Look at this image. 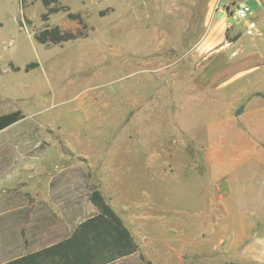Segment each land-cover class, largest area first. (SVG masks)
<instances>
[{"label":"rangeland","instance_id":"374dc122","mask_svg":"<svg viewBox=\"0 0 264 264\" xmlns=\"http://www.w3.org/2000/svg\"><path fill=\"white\" fill-rule=\"evenodd\" d=\"M49 1L67 10L0 0V115H23L0 131V181L101 190L150 264H264V110L243 125L238 84L202 80L208 0ZM52 27L84 35L38 43Z\"/></svg>","mask_w":264,"mask_h":264},{"label":"crops","instance_id":"0c3cea01","mask_svg":"<svg viewBox=\"0 0 264 264\" xmlns=\"http://www.w3.org/2000/svg\"><path fill=\"white\" fill-rule=\"evenodd\" d=\"M242 4L251 9V36L247 22H228ZM205 20L210 26L199 50L214 58L202 80L221 91L238 84L232 108L243 125L259 124L249 117L264 110V0H208ZM83 184H70L63 171L35 172L25 189L16 177L0 181V264H149L148 248L122 214L127 206L98 190L129 237L90 202Z\"/></svg>","mask_w":264,"mask_h":264},{"label":"trees","instance_id":"16d2710c","mask_svg":"<svg viewBox=\"0 0 264 264\" xmlns=\"http://www.w3.org/2000/svg\"><path fill=\"white\" fill-rule=\"evenodd\" d=\"M43 6L46 7L47 11L43 15V18L46 19L47 15L49 14H55L61 10L66 11L67 9L65 7L61 8H50V1L49 0H40ZM68 17L70 18H79V15H71L68 14ZM84 34H72V33H64L62 32L58 27H52L50 29H44L41 31L38 35L35 36V39L40 44H47L48 42L52 44H59L62 42H66L68 40H73L78 37L83 36ZM237 112H241V108L238 109ZM23 118L22 112L20 110L12 111L9 113L1 114L0 115V131L8 128L12 124L18 122ZM90 202L97 207L101 214L108 219H110L118 228L123 230L125 235L128 236V231L123 227L122 222L120 218L116 215V213L113 211V209L110 207V205L106 202V200L103 198L101 193L98 190H92L90 194ZM129 237V236H128ZM27 258L21 259L15 262H11L9 264H23L24 261H26ZM150 264V263H149ZM221 264H238V263H221Z\"/></svg>","mask_w":264,"mask_h":264},{"label":"built area","instance_id":"2783aa9c","mask_svg":"<svg viewBox=\"0 0 264 264\" xmlns=\"http://www.w3.org/2000/svg\"><path fill=\"white\" fill-rule=\"evenodd\" d=\"M251 14V9L248 5L242 4L235 8L232 13V18L237 23L247 22V27L245 28L246 35L251 36L254 30V24L248 21V18Z\"/></svg>","mask_w":264,"mask_h":264}]
</instances>
